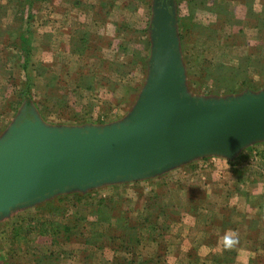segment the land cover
<instances>
[{
	"label": "rangeland",
	"instance_id": "obj_1",
	"mask_svg": "<svg viewBox=\"0 0 264 264\" xmlns=\"http://www.w3.org/2000/svg\"><path fill=\"white\" fill-rule=\"evenodd\" d=\"M156 2L0 0V137L24 107L48 126L123 120L148 76ZM172 3L191 96L264 91V0ZM74 194L84 196L81 204ZM100 201L107 207L115 201L142 226L143 220L155 224L150 238L140 232L136 252L148 264H242L245 253L246 264H264V139L231 158L204 155L155 176L65 192L19 209L0 219V264H35L31 251H20L24 244L14 229L46 206L52 214L47 203L87 214ZM30 245L38 253L52 247L47 236ZM74 247L75 241L64 242L65 257L82 256ZM114 251H97L96 263L121 256ZM66 260L54 264H78Z\"/></svg>",
	"mask_w": 264,
	"mask_h": 264
},
{
	"label": "water",
	"instance_id": "obj_2",
	"mask_svg": "<svg viewBox=\"0 0 264 264\" xmlns=\"http://www.w3.org/2000/svg\"><path fill=\"white\" fill-rule=\"evenodd\" d=\"M264 139V91L191 96L172 0H157L146 83L104 126H48L24 107L0 137V219L70 191L161 174L204 155L233 157Z\"/></svg>",
	"mask_w": 264,
	"mask_h": 264
},
{
	"label": "trees",
	"instance_id": "obj_3",
	"mask_svg": "<svg viewBox=\"0 0 264 264\" xmlns=\"http://www.w3.org/2000/svg\"><path fill=\"white\" fill-rule=\"evenodd\" d=\"M83 197L74 194L73 201L76 204ZM57 199L60 200V198ZM82 201L78 203L81 204ZM49 204L52 205V214H49V208L46 206ZM111 204V207H107L102 202L95 204L93 209H88L87 214H84V209L79 206L73 209L71 213L69 211L67 213V204L60 206H54L52 203L43 204L46 206L45 212L41 210L38 215H31L27 218L25 228L17 227L14 229L18 240L23 241L24 244L23 248L20 247V251H31L32 261L35 264H54L64 258L78 264H98L94 254L96 255L97 251L109 246L115 250V253L121 255L112 258L110 264H148V260L136 252L141 241L140 232L143 230L144 233L146 232L147 238H150L155 229V224L152 221L143 220L142 222L147 225L142 226L140 221L135 219L137 216L127 214L128 211L119 210L115 201H112ZM41 236H47L52 247H47V251H39L40 253H38L34 251L37 249L31 247L30 242L37 241ZM69 241L76 243L73 250L83 252L77 260H72L77 255L72 257L71 255L68 256V253L65 257V253H63L64 242L69 243Z\"/></svg>",
	"mask_w": 264,
	"mask_h": 264
},
{
	"label": "crops",
	"instance_id": "obj_4",
	"mask_svg": "<svg viewBox=\"0 0 264 264\" xmlns=\"http://www.w3.org/2000/svg\"><path fill=\"white\" fill-rule=\"evenodd\" d=\"M244 253V252H243ZM245 255H247V253H245ZM245 255L243 256V260H242V262L241 261H239V262H241L242 264H246L247 263V258H246V260H245ZM249 257V256H248ZM203 261V260H202Z\"/></svg>",
	"mask_w": 264,
	"mask_h": 264
},
{
	"label": "clouds",
	"instance_id": "obj_5",
	"mask_svg": "<svg viewBox=\"0 0 264 264\" xmlns=\"http://www.w3.org/2000/svg\"><path fill=\"white\" fill-rule=\"evenodd\" d=\"M226 243L230 245V244L234 243V241H232L231 239H227Z\"/></svg>",
	"mask_w": 264,
	"mask_h": 264
}]
</instances>
